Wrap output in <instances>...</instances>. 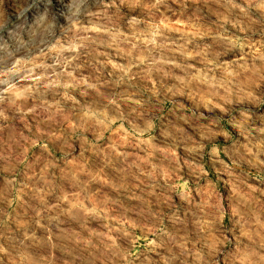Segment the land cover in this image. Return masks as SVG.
Here are the masks:
<instances>
[{
	"label": "clouds",
	"instance_id": "obj_1",
	"mask_svg": "<svg viewBox=\"0 0 264 264\" xmlns=\"http://www.w3.org/2000/svg\"><path fill=\"white\" fill-rule=\"evenodd\" d=\"M0 264H264V0H0Z\"/></svg>",
	"mask_w": 264,
	"mask_h": 264
},
{
	"label": "rangeland",
	"instance_id": "obj_2",
	"mask_svg": "<svg viewBox=\"0 0 264 264\" xmlns=\"http://www.w3.org/2000/svg\"><path fill=\"white\" fill-rule=\"evenodd\" d=\"M182 26V25H181Z\"/></svg>",
	"mask_w": 264,
	"mask_h": 264
}]
</instances>
